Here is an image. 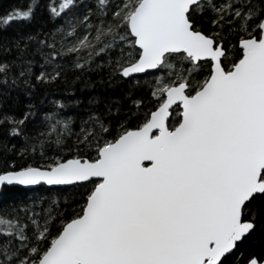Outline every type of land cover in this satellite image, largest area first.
Segmentation results:
<instances>
[{
  "label": "snow or ice",
  "instance_id": "1",
  "mask_svg": "<svg viewBox=\"0 0 264 264\" xmlns=\"http://www.w3.org/2000/svg\"><path fill=\"white\" fill-rule=\"evenodd\" d=\"M37 7L0 17V186L81 191L0 207V264H264V0H54L4 34ZM93 72L128 85L104 114L43 111Z\"/></svg>",
  "mask_w": 264,
  "mask_h": 264
},
{
  "label": "trees",
  "instance_id": "2",
  "mask_svg": "<svg viewBox=\"0 0 264 264\" xmlns=\"http://www.w3.org/2000/svg\"><path fill=\"white\" fill-rule=\"evenodd\" d=\"M29 0H0V17L11 12L17 7H23ZM33 4L38 3L36 8V19L29 25L16 23L8 28V31L4 34L14 35L16 32H29L36 31L38 28L43 27L45 31H49L54 27V23L48 19V5L54 0H31ZM62 21H56L55 23H61ZM3 53H0V60L7 59ZM106 71V70H105ZM80 75L76 73L70 75V80L73 83L65 86L63 84L53 86L47 91V99L42 106L43 111H51L55 107L52 101L58 100L65 103L66 109L62 110L63 115L73 116L76 119L77 126L80 118H87L89 111L94 110L97 114H104L105 104L108 102V98H121L127 92L128 85L110 87L107 83L101 85L98 83L100 80V74L88 73L85 74L81 80H76V76ZM85 82H89L86 86ZM94 85V86H93ZM143 91H147L145 88ZM139 94V92L137 93ZM97 98L100 102L96 104H89V101L93 98ZM75 101H80L79 104ZM126 103H128L126 101ZM11 102L3 109L20 118L23 114V109H17L14 106H9ZM2 132V129H0ZM16 141L13 140V143ZM15 163L17 167L22 164L31 162L30 160H21L19 157H15ZM12 161L10 160L9 163ZM4 167L3 162H0V168ZM79 189H73L71 186H63V192H58L56 189L49 190L48 186L41 185L36 188H23L21 186H1L0 187V207L5 206L11 202H24L29 203L31 199H35L37 196L52 197L59 196L61 204H63L64 197L67 196L71 201L75 196L76 199L79 197L76 195ZM242 250L247 255L249 252L261 253L264 252V225L258 226L249 239L242 245Z\"/></svg>",
  "mask_w": 264,
  "mask_h": 264
},
{
  "label": "water",
  "instance_id": "3",
  "mask_svg": "<svg viewBox=\"0 0 264 264\" xmlns=\"http://www.w3.org/2000/svg\"><path fill=\"white\" fill-rule=\"evenodd\" d=\"M147 163V162H146ZM13 186H20V185H13ZM46 186V185H45ZM1 187V186H0ZM23 188L31 189V188H36L38 186H21ZM49 187V186H48Z\"/></svg>",
  "mask_w": 264,
  "mask_h": 264
}]
</instances>
